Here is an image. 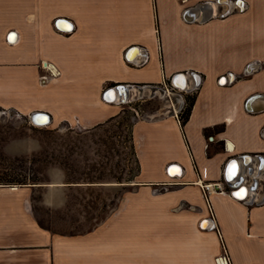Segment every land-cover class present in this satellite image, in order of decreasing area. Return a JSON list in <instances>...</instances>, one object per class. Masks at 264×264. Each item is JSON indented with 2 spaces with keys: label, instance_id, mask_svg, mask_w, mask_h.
<instances>
[{
  "label": "crops",
  "instance_id": "1",
  "mask_svg": "<svg viewBox=\"0 0 264 264\" xmlns=\"http://www.w3.org/2000/svg\"><path fill=\"white\" fill-rule=\"evenodd\" d=\"M258 61L264 0H0L2 109L90 128L120 111L110 87L144 93L182 72L196 92L183 126V99L134 122L136 188L90 231L51 232L29 187L0 186V264H264V66L246 72Z\"/></svg>",
  "mask_w": 264,
  "mask_h": 264
},
{
  "label": "rangeland",
  "instance_id": "2",
  "mask_svg": "<svg viewBox=\"0 0 264 264\" xmlns=\"http://www.w3.org/2000/svg\"><path fill=\"white\" fill-rule=\"evenodd\" d=\"M143 92L133 88L113 119L90 128L35 125L28 116L0 108V177L27 182L0 186L29 187L32 211L51 232L92 230L136 188L134 122L166 112L179 99L184 106L190 95L175 90L167 104L152 95L159 86L144 87Z\"/></svg>",
  "mask_w": 264,
  "mask_h": 264
},
{
  "label": "trees",
  "instance_id": "3",
  "mask_svg": "<svg viewBox=\"0 0 264 264\" xmlns=\"http://www.w3.org/2000/svg\"><path fill=\"white\" fill-rule=\"evenodd\" d=\"M161 84H152V86H155V87H158L160 86ZM195 95H196V92H193L191 93L190 95H187L186 96V102H185V105L180 109L179 113H178V120H179V123L181 126H183L185 124V122L188 120L189 118V115H190V112H191V109H192V106L194 104V101H195ZM115 116L109 118L108 120H111L113 119ZM107 120V121H108ZM221 128V127H220ZM136 161H137V174L135 176L138 175L139 173V162H138V158L136 156ZM10 183H16V184H19V185H25L27 184L26 180L23 179V180H10V182H7L5 179H2L0 177V185H5V184H10ZM38 223L44 227L40 221H38ZM45 228V227H44ZM48 229V228H47Z\"/></svg>",
  "mask_w": 264,
  "mask_h": 264
},
{
  "label": "built area",
  "instance_id": "4",
  "mask_svg": "<svg viewBox=\"0 0 264 264\" xmlns=\"http://www.w3.org/2000/svg\"><path fill=\"white\" fill-rule=\"evenodd\" d=\"M42 67H44V66H42ZM162 78H163V81H162V83L160 85V88H162L164 92H167V93L170 94L171 92H173L175 90L185 91V89H182V88L178 87L172 81V78H171V80H169V79L166 78V76L164 74H163V77ZM48 79H49V76H47V75H40L39 76V82L41 84H45L48 81ZM197 87H198V85L195 86V88H197ZM177 118H178V112H177ZM202 188L207 193L208 192H211V191H214L215 188H218L219 190H222V183L219 182V181L218 182H214V183H211V182L203 183ZM224 261H225V263L221 262V264H228L227 261H226V259H224Z\"/></svg>",
  "mask_w": 264,
  "mask_h": 264
},
{
  "label": "bare ground",
  "instance_id": "5",
  "mask_svg": "<svg viewBox=\"0 0 264 264\" xmlns=\"http://www.w3.org/2000/svg\"><path fill=\"white\" fill-rule=\"evenodd\" d=\"M11 40H13V39H11ZM121 91H123V89L121 88L120 89ZM120 90L119 89H116V88H113V89H111L108 93H107V95H106V97H107V99L108 100H113V101H120V100H122V99H128V97H129V95H130V93H131V91H132V89H130V87H128V92H129V95L127 96V93H126V95H124V94H122V95H120ZM32 117V119H33V124H35V125H37V124H39V125H44L43 123L44 122H47V121H49L50 120V117L49 116H46V115H32L31 116ZM171 172L172 173H177V174H179V173H181V170H180V168L179 167H173L172 169H171ZM174 175V174H173ZM246 195V190L245 189H241L238 193H237V196H239V197H243V196H245ZM223 261V263H225V261H224V259H222Z\"/></svg>",
  "mask_w": 264,
  "mask_h": 264
},
{
  "label": "water",
  "instance_id": "6",
  "mask_svg": "<svg viewBox=\"0 0 264 264\" xmlns=\"http://www.w3.org/2000/svg\"><path fill=\"white\" fill-rule=\"evenodd\" d=\"M12 35H14V34H12ZM181 75H183V73L182 72H179V73H176V74H174L173 76H172V81L178 86V87H180V88H182V89H189L190 87L189 86H183V85H179L178 83H177V78L179 77V76H181ZM128 87L129 86H127V85H116L115 87H110V88H108L106 91H105V97H106V95H107V93L111 90V89H113V88H116V89H123V91H121L120 90V95H122V94H124V95H126V93H127V96L129 95V92H128ZM130 89H132L131 87H130ZM121 101H123V102H126V99H122ZM12 111H14V110H12ZM14 112H16V111H14ZM32 115H36V113H33ZM32 115H30V119H31V121L33 122V119H32ZM44 115H47L46 113H44ZM49 116V115H48ZM50 121V120H49ZM49 121H47V122H44L43 124H48L49 123ZM210 224V221L208 220V219H204L202 222H201V227L202 228H206L208 225Z\"/></svg>",
  "mask_w": 264,
  "mask_h": 264
},
{
  "label": "flooded vegetation",
  "instance_id": "7",
  "mask_svg": "<svg viewBox=\"0 0 264 264\" xmlns=\"http://www.w3.org/2000/svg\"><path fill=\"white\" fill-rule=\"evenodd\" d=\"M221 13H222L223 16H226V15L229 14L230 12L226 11V12H221ZM222 15H221V16H222ZM205 16H206V14H205ZM223 16H222V17H223ZM261 66L263 67V66H264V63H260L259 61H258V62L250 63V66L246 69V72H248V73H252V72L256 71L257 69H259ZM242 74H243V73H242ZM182 92H185V91H182ZM193 92H195V90H194V91L186 92L185 95H187V94H191V93H193ZM126 101H127V100H126Z\"/></svg>",
  "mask_w": 264,
  "mask_h": 264
},
{
  "label": "snow or ice",
  "instance_id": "8",
  "mask_svg": "<svg viewBox=\"0 0 264 264\" xmlns=\"http://www.w3.org/2000/svg\"><path fill=\"white\" fill-rule=\"evenodd\" d=\"M233 168H235V165H233Z\"/></svg>",
  "mask_w": 264,
  "mask_h": 264
}]
</instances>
